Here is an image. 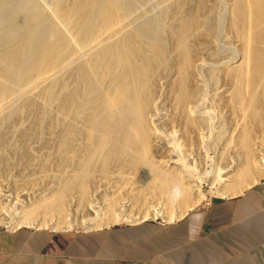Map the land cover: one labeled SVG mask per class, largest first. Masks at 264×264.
Wrapping results in <instances>:
<instances>
[{
  "label": "bare ground",
  "instance_id": "1",
  "mask_svg": "<svg viewBox=\"0 0 264 264\" xmlns=\"http://www.w3.org/2000/svg\"><path fill=\"white\" fill-rule=\"evenodd\" d=\"M0 138L7 157L50 149L35 192L0 176L11 229L177 221L208 197L197 160L212 149L216 194L238 196L264 178V0H0ZM51 164L65 174L46 178ZM112 169L129 193L98 192Z\"/></svg>",
  "mask_w": 264,
  "mask_h": 264
},
{
  "label": "crops",
  "instance_id": "2",
  "mask_svg": "<svg viewBox=\"0 0 264 264\" xmlns=\"http://www.w3.org/2000/svg\"><path fill=\"white\" fill-rule=\"evenodd\" d=\"M97 230L0 228V264H264V179L171 223Z\"/></svg>",
  "mask_w": 264,
  "mask_h": 264
},
{
  "label": "rangeland",
  "instance_id": "3",
  "mask_svg": "<svg viewBox=\"0 0 264 264\" xmlns=\"http://www.w3.org/2000/svg\"><path fill=\"white\" fill-rule=\"evenodd\" d=\"M218 27H219V29H222L221 23L218 24ZM218 43H227V42H225L223 40L222 36H220L219 39H218ZM224 50L226 52L225 54H228V53L231 54V51H233V48L231 46H229V45H224ZM213 109L214 108H211V107H204V108L200 109L199 114H203V112L206 111V110H213ZM156 125L158 126L157 127V132L159 134H161V136H163L165 139L170 141V142H166V143H169V145H172V146H175V145L181 146V148H184V149L189 148L190 145H188V143L185 142V139L182 136H180L179 134H178V136H175L174 131L177 130V127L174 128L172 126L166 125V123L163 120H160V121L156 122ZM206 126H207V124H206ZM214 127L215 126L213 125L212 128H214ZM225 131H228V129H226ZM0 142L3 143V144L0 143V145H3V147L0 148V176H1V178L7 179L8 181L10 180L9 181L10 183H12L15 178L20 179V180L28 178L27 183H25L26 186L21 188V189L24 190V192H26V191L27 192H35L34 188H37L35 182H37V184L38 183L40 184V180L42 179L41 177H35V175L38 176L40 174V173H38V170H40V169L38 168V166H35V164L39 165V167H40V164H41L42 160L47 155V153L50 152L49 151L50 149L45 148L46 144L39 145L37 142L32 141V142H30L28 144H23L22 147L20 148L19 152L17 154L9 155V157H10L9 158V157L5 156L2 153L4 145H5L4 144V140L0 138ZM40 147L43 149V150L41 149L42 151L40 150ZM23 155L24 156L26 155V156L24 157ZM203 157H204L203 158L204 161L201 160V159L197 160V162H198V166H197L198 172L197 173L201 177V180L203 182L202 183L203 184L202 185L203 186V190L206 192L208 197L205 200V202L201 203L199 206H197L193 210L207 205L208 202H210V201H212V200H214L216 198H220V196H218L216 194V190L219 187V180L217 178L215 170L212 168V165H213L212 161L216 159V155L213 152V149L210 150V152L208 154V157H206L205 153H203ZM8 158L10 160L16 159L17 161L23 163V167H24L25 170L20 171L19 173H16V170H14L12 168L8 169L6 167ZM34 160H36V161L34 162ZM200 160L202 161L203 164H199V163H201ZM73 162H75V163L77 162V157L76 156H73L70 159V161H67L66 168L72 169V167L75 165V163H73ZM31 163H33V164L31 165ZM34 166L36 168H34ZM31 167H32V169H31ZM201 167L203 169H201ZM65 169L58 168L54 164H51V166H49L47 171H45V173H43V174L46 175V178H50V177L53 178L54 176H57V175H60V174L62 176V175L65 174L64 173ZM59 171L63 172V173H60ZM32 172H35L34 173L35 175ZM25 174H26V176H25ZM29 174H31V175H29ZM110 174L111 175L108 178L109 180L108 179H104L102 176H98L97 173L94 175V182H95L96 186L98 187V192H100L101 194L108 195L107 197H112V192L115 191V193H116L117 190H119V189H120L119 190L120 192L118 191V193H121V195H124V193L125 194L129 193L128 190H127L126 184H125V180L126 179L124 178V177L127 176V174L123 173V172L121 173V171H118V170H115V169H112ZM119 174H121V175L118 176ZM32 175L35 177V179H33L34 177ZM13 177H15V178H13ZM117 177H119L120 181H119V179ZM103 180H105V182ZM121 181H122V183H120ZM97 182L100 184L99 186L97 185ZM109 182H110V184H109ZM103 186H105V187H103ZM122 186L126 187V190ZM121 188H123V190ZM121 190H122V192H121ZM100 193H98V194H100ZM95 196L96 195L93 193V197H95ZM162 199L163 198L161 197L158 200H156V202L157 201L158 202L162 201ZM102 201H104V198L102 199ZM14 202H16L15 198L12 199V203L13 204L11 203V206H9L10 208L13 207ZM17 202H18V204L21 203L20 201H17ZM98 205L99 204H96V206H98ZM134 210H137V207H135ZM148 221L149 222L150 221L151 222H164L161 218L155 219V220L149 219V220H146L145 222H148ZM164 223H166V222H164ZM167 223H171V222H167ZM128 225H129L128 223H121V224H118V225H114V226H112L110 228L98 229L97 232L98 231H108L109 232V231H115V230L123 231V230H125V228ZM24 227H26V226H24ZM0 228L11 229L10 227H7V225H5L2 222H0ZM21 228H23V227H21ZM48 229H51V228L49 227ZM82 230H83L82 228L76 227L73 230H70V232H72V231L73 232L74 231H82ZM54 231H62V230H54Z\"/></svg>",
  "mask_w": 264,
  "mask_h": 264
},
{
  "label": "built area",
  "instance_id": "4",
  "mask_svg": "<svg viewBox=\"0 0 264 264\" xmlns=\"http://www.w3.org/2000/svg\"><path fill=\"white\" fill-rule=\"evenodd\" d=\"M210 202H208V204H209Z\"/></svg>",
  "mask_w": 264,
  "mask_h": 264
}]
</instances>
